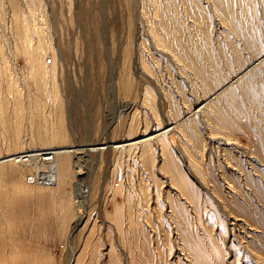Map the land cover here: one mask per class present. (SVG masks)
I'll return each instance as SVG.
<instances>
[{
	"label": "rangeland",
	"instance_id": "374dc122",
	"mask_svg": "<svg viewBox=\"0 0 264 264\" xmlns=\"http://www.w3.org/2000/svg\"><path fill=\"white\" fill-rule=\"evenodd\" d=\"M262 56L264 0H0V157L105 147L0 164V264H264Z\"/></svg>",
	"mask_w": 264,
	"mask_h": 264
},
{
	"label": "bare ground",
	"instance_id": "6f19581e",
	"mask_svg": "<svg viewBox=\"0 0 264 264\" xmlns=\"http://www.w3.org/2000/svg\"><path fill=\"white\" fill-rule=\"evenodd\" d=\"M263 60H264V56H262V57H260L259 59H257V61L258 62H263ZM257 62V63H258ZM246 72H241V73H238V74H236L235 76H233L232 77V79L230 80V82H227V84L226 85H228L227 87H226V85H224V86H222L220 89H219V91H220V93H222V92H224V91H226L228 88H229V86L231 85V83L232 82H237L238 81V79H241L243 76H245L246 74H245ZM229 90V89H228ZM227 90V91H228ZM188 117H190V115H185L183 118H181L180 119V121H176V122H174L171 126H173V128L175 129V128H180V129H182V128H184L183 126L186 124H188V123H190V122H187V120H188ZM169 126V125H168ZM168 126L167 127H165L166 129L164 130L165 132H166V130H167V128H168ZM170 129V128H169ZM168 129V130H169ZM163 130V129H162ZM167 130V131H168ZM170 132V131H169ZM169 132H167V133H169ZM163 133V132H162ZM184 133H186L185 131H184ZM164 134V133H163ZM169 134H171V133H169ZM152 135V134H151ZM160 135V134H159ZM146 136V135H145ZM154 136V135H153ZM158 136V135H157ZM170 136V135H169ZM143 139H139V141L138 142H144V140H145V142L146 141H148V140H152V139H150V138H152V136H148V137H142ZM171 139V138H170ZM16 142V141H15ZM14 142V143H15ZM74 142V141H73ZM134 142V141H133ZM136 142V141H135ZM16 143H18V141L16 142ZM122 144V143H121ZM142 144V143H141ZM154 144V143H153ZM97 145V144H96ZM98 145H100V144H98ZM120 145V144H119ZM128 146L130 145V144H127ZM134 145V144H133ZM127 146V147H128ZM131 146V145H130ZM85 147H87V148H85ZM107 147V146H106ZM112 147H114V146H112ZM122 147V146H121ZM124 147H125V144H124ZM115 148V147H114ZM117 148H119L118 147V145H117ZM126 148V147H125ZM124 148V149H125ZM100 149H105V147H104V145H103V147H101V148H97V147H95V146H93V145H86V146H83V147H79L75 142L74 143H72V145H70V146H63V147H54V148H52L51 150H49V151H45V152H43V153H39V150H37V149H26V150H19V151H17V152H15V153H13V154H11V153H7V154H5L4 156H1L0 157V164H5V163H11V162H17L18 164H20V165H28V164H30V165H34L35 164V162H34V160L36 159V157H38V156H42V155H45V156H50L51 155V158H47V159H51V167H52V169L55 171V175L57 176L58 175V178L59 179H61V180H65V178H66V176L68 175V172H69V169H68V162H67V158H68V155H75L76 156V162H75V168L77 169V171L79 172V173H81V167H82V169H83V167H84V161H85V159L83 160H81V158L83 157V156H80L79 157V155H81V154H85V153H90L91 151H96V150H100ZM113 149V148H112ZM181 152H182V154H183V156L185 155L184 154V151L182 150V148H181ZM14 155H18V156H14ZM23 158H27V162H28V164L27 163H25L26 161H24V159ZM44 158V157H43ZM55 160V161H54ZM56 160H57V162H56ZM33 161V162H32ZM39 162V161H38ZM70 168V167H69ZM37 169H39V168H37ZM83 172V171H82ZM191 177L195 180V181H198L197 180V178L194 176V174H192L191 175ZM25 182L27 183V181H26V177H25ZM28 184V183H27ZM29 185V184H28ZM79 185V184H78ZM32 186H38L37 184H34V185H32ZM80 187V186H79ZM82 187V186H81ZM204 190V189H203ZM77 191V190H76ZM81 195H82V193H81ZM81 195H79V196H81ZM78 196V195H77ZM83 217H85L84 215H82ZM82 216L81 215H79V216H77V219H76V221L74 222L75 224H74V226H73V228H75L79 223H80V221L82 220Z\"/></svg>",
	"mask_w": 264,
	"mask_h": 264
},
{
	"label": "built area",
	"instance_id": "2783aa9c",
	"mask_svg": "<svg viewBox=\"0 0 264 264\" xmlns=\"http://www.w3.org/2000/svg\"><path fill=\"white\" fill-rule=\"evenodd\" d=\"M40 158H41L39 160L40 167H36V170L37 171L40 170V172H37L34 175L27 177L26 181L29 185L37 184L38 186H43V187L54 186L53 184H55L54 182L56 180L55 171L52 169L50 165L52 162L51 159H47V158H51V156L49 157L45 156L44 158H42L41 156ZM23 159L24 161H26L25 163L28 164L27 158H23Z\"/></svg>",
	"mask_w": 264,
	"mask_h": 264
}]
</instances>
